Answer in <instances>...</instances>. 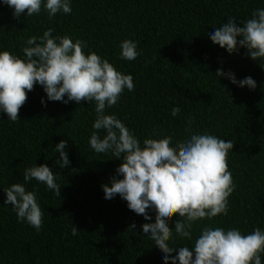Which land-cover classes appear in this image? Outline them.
Wrapping results in <instances>:
<instances>
[{"label":"trees","instance_id":"obj_1","mask_svg":"<svg viewBox=\"0 0 264 264\" xmlns=\"http://www.w3.org/2000/svg\"><path fill=\"white\" fill-rule=\"evenodd\" d=\"M71 8L49 21L43 10L14 19L11 9L0 5V51L22 57L23 41L49 27L54 36L85 41V52L132 76L133 91L125 90L105 111L116 114L137 138L170 135L174 145L189 133H209L232 141L226 160L235 189L228 215L194 223L193 238L204 225L236 227L245 234L264 229V60H251L243 48L229 55L208 39L229 17L251 18L264 0H71ZM124 39L137 42L140 55L133 61L118 58ZM217 69L233 73L237 81L251 77L256 87H237L216 77ZM26 96L16 123L0 113V191L22 183L23 170L33 163L53 170L61 188L56 196L34 180L25 185L35 190L44 213L39 232L17 223L0 192V264H162V254L140 231L147 221L118 195L103 198L101 185L116 176L120 160L88 146L94 103L50 102L37 85ZM173 106L181 109L175 118ZM62 139L70 164L59 169L53 148ZM149 215L154 222L155 214ZM178 219L173 214L170 230ZM70 227L78 230L76 236ZM191 243L176 240L189 248ZM261 260L264 264V256Z\"/></svg>","mask_w":264,"mask_h":264},{"label":"clouds","instance_id":"obj_2","mask_svg":"<svg viewBox=\"0 0 264 264\" xmlns=\"http://www.w3.org/2000/svg\"><path fill=\"white\" fill-rule=\"evenodd\" d=\"M0 5L10 8L14 19L40 15L43 10L51 21L57 14L72 11L71 0H0ZM53 31L49 27L42 35L28 36L20 50L22 57L0 51V113L16 123L26 93L34 85L42 88L50 102L94 103L88 146L94 153H110L120 160L116 176L101 185L103 198L110 200L118 195L129 210L147 221L140 231L162 254V264H262L264 229L253 228L245 234L236 227L204 225L195 238L192 235L194 223L228 215V197L235 189L226 160L232 141L209 133H189L183 142L174 145L170 135L140 140L116 114L105 111L117 104L125 90L133 91L132 76L117 71L95 52H85V41L54 36ZM208 39L229 55L243 48L251 60H264V8L255 9L251 18L243 21L229 17L213 27ZM118 47L121 60L133 61L140 55L134 40L124 39ZM215 75L240 88L256 87L251 77L237 81L233 73L220 69ZM45 98H41V105ZM170 115H181V109L173 106ZM66 146L67 141L62 139L53 148L58 154L53 163L59 169L70 164ZM57 179L48 166L33 163L23 170L22 183H12L0 191L5 197L3 205L10 206L17 223L39 232L44 213L35 190H26L25 185L34 180L59 196L61 185ZM149 213L155 214L154 222ZM173 214L180 219L173 221L170 230ZM77 232L70 227L72 236ZM177 239L191 241L190 248L177 245Z\"/></svg>","mask_w":264,"mask_h":264}]
</instances>
